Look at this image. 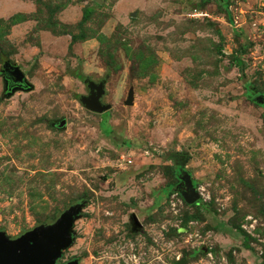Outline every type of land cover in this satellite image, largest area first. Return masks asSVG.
<instances>
[{
    "label": "rangeland",
    "instance_id": "rangeland-1",
    "mask_svg": "<svg viewBox=\"0 0 264 264\" xmlns=\"http://www.w3.org/2000/svg\"><path fill=\"white\" fill-rule=\"evenodd\" d=\"M220 2L0 0V229L86 202L61 263L264 264V0Z\"/></svg>",
    "mask_w": 264,
    "mask_h": 264
},
{
    "label": "water",
    "instance_id": "water-1",
    "mask_svg": "<svg viewBox=\"0 0 264 264\" xmlns=\"http://www.w3.org/2000/svg\"><path fill=\"white\" fill-rule=\"evenodd\" d=\"M223 1V0H220ZM3 68L6 78V87H25L27 84L23 70L9 59L3 61ZM90 94L79 96L82 103L91 111L104 113L111 109V104L104 103L102 98L106 94V79L99 82L84 78ZM11 82L10 88L8 83ZM14 89V88H13ZM134 91L130 90L127 104H133ZM66 120L60 122V126ZM181 182L177 188L185 201L193 204L200 199L191 173L184 172L180 177ZM186 188L183 189L182 185ZM86 202H74L66 209L61 211L55 220L39 222L32 228L26 229L17 235H9L5 230L0 229V264H81L78 258L61 263L65 249L69 248L74 242V225L76 219ZM133 224L135 229L143 225L134 215Z\"/></svg>",
    "mask_w": 264,
    "mask_h": 264
},
{
    "label": "trees",
    "instance_id": "trees-1",
    "mask_svg": "<svg viewBox=\"0 0 264 264\" xmlns=\"http://www.w3.org/2000/svg\"><path fill=\"white\" fill-rule=\"evenodd\" d=\"M39 1H41V0H39ZM216 1H219L220 2V0H216ZM221 3V2H220ZM227 3V2H226ZM225 3V6L227 7L228 6V3L226 4ZM51 7V6H50ZM52 11H54L53 9H52ZM93 11H94V7L93 6H88V7H86L85 8V11H84V15H83V19H82V23H86L87 21H88V19H90V17H91V15H92V13H93ZM26 17H28V15H26V14H24V13H17V14H15L14 16H12L10 19H2L1 21L2 22H5V23H7V22H9V23H17V22H19V21H21V20H25V18ZM80 37H82V34L80 35V34H73L72 35V41L74 42V41H77ZM100 39H101V41L102 42H107V43H109L111 40L109 39V38H107L106 36H101L100 37ZM0 53H2V48H1V46H0ZM4 61V60H3ZM3 63V62H2ZM238 63L239 64H241L242 63V61L241 60H238ZM260 93V92H259ZM110 131V130H109ZM107 134H110V132H108V130L107 131H105ZM123 143L124 144H128L129 143V141H127V140H124L123 141ZM177 177H176V180H175V182H177ZM194 183H196V181L194 182ZM171 187V186H170ZM170 187L168 186L167 188H166V191L168 192V191H170L171 189H170ZM180 193V192H179ZM180 195L182 196V194L180 193ZM195 205H198L199 203H198V201L197 202H195L194 203ZM59 213H60V211H58ZM57 212V214L55 215V217H52V218H48L47 220H45V221H40V222H47V221H49V220H55L56 219V217H57V215L59 214ZM239 231H241L242 232V230L240 229ZM244 235H245V233H243ZM247 238H246V235H245V240H246Z\"/></svg>",
    "mask_w": 264,
    "mask_h": 264
},
{
    "label": "flooded vegetation",
    "instance_id": "flooded-vegetation-1",
    "mask_svg": "<svg viewBox=\"0 0 264 264\" xmlns=\"http://www.w3.org/2000/svg\"><path fill=\"white\" fill-rule=\"evenodd\" d=\"M8 85H9V88H10V86L12 85V84H11V82H9V83H8ZM178 174H180V172H179ZM179 177H180V175H179V176H177V179H178V180H177V184H179V183L181 182V180H180V178H179ZM195 185H196V183H195ZM182 188H183V189H185V188H186L185 184H183V185H182Z\"/></svg>",
    "mask_w": 264,
    "mask_h": 264
},
{
    "label": "built area",
    "instance_id": "built-area-1",
    "mask_svg": "<svg viewBox=\"0 0 264 264\" xmlns=\"http://www.w3.org/2000/svg\"><path fill=\"white\" fill-rule=\"evenodd\" d=\"M198 190H199V188H198ZM199 193L201 194L200 190H199Z\"/></svg>",
    "mask_w": 264,
    "mask_h": 264
}]
</instances>
